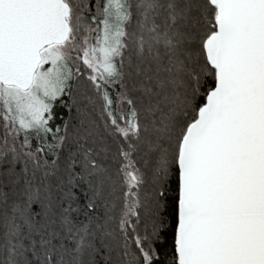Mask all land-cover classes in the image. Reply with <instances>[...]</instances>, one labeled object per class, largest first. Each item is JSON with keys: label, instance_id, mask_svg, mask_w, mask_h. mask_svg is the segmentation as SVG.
Listing matches in <instances>:
<instances>
[{"label": "snow or ice", "instance_id": "obj_1", "mask_svg": "<svg viewBox=\"0 0 264 264\" xmlns=\"http://www.w3.org/2000/svg\"><path fill=\"white\" fill-rule=\"evenodd\" d=\"M0 264H264V0H0Z\"/></svg>", "mask_w": 264, "mask_h": 264}]
</instances>
